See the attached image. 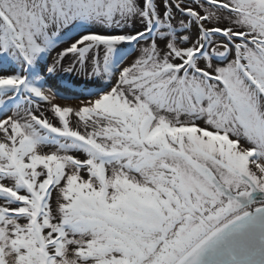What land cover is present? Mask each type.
<instances>
[{
	"label": "snow or ice",
	"instance_id": "snow-or-ice-1",
	"mask_svg": "<svg viewBox=\"0 0 264 264\" xmlns=\"http://www.w3.org/2000/svg\"><path fill=\"white\" fill-rule=\"evenodd\" d=\"M0 264H264V0H0Z\"/></svg>",
	"mask_w": 264,
	"mask_h": 264
},
{
	"label": "bare ground",
	"instance_id": "bare-ground-1",
	"mask_svg": "<svg viewBox=\"0 0 264 264\" xmlns=\"http://www.w3.org/2000/svg\"><path fill=\"white\" fill-rule=\"evenodd\" d=\"M133 27L125 28L124 31H132ZM63 45H61L62 47ZM55 55V52L52 53V56ZM51 60V57L49 58ZM79 87L95 88L97 86H102V82L98 80H90L83 76H73L72 80Z\"/></svg>",
	"mask_w": 264,
	"mask_h": 264
},
{
	"label": "clouds",
	"instance_id": "clouds-1",
	"mask_svg": "<svg viewBox=\"0 0 264 264\" xmlns=\"http://www.w3.org/2000/svg\"><path fill=\"white\" fill-rule=\"evenodd\" d=\"M136 27H139V25H136ZM133 30H134V29H133ZM133 30H132V31H133ZM53 56H54V55H53ZM132 58H133L132 56H129L128 60L125 61V64L129 63V62L131 61ZM71 85H72V86H75L76 88H79V86H77L73 81H71ZM74 97H75V96H74ZM76 98H78V97H76ZM75 100L78 101V99H75Z\"/></svg>",
	"mask_w": 264,
	"mask_h": 264
},
{
	"label": "rangeland",
	"instance_id": "rangeland-1",
	"mask_svg": "<svg viewBox=\"0 0 264 264\" xmlns=\"http://www.w3.org/2000/svg\"><path fill=\"white\" fill-rule=\"evenodd\" d=\"M60 93H61V95L63 94V92L62 91H60ZM56 103H59V104H68L69 102L68 101H65L64 99H58L57 101H56ZM78 104V101L77 102H75V103H73L72 105L74 106V105H77Z\"/></svg>",
	"mask_w": 264,
	"mask_h": 264
}]
</instances>
